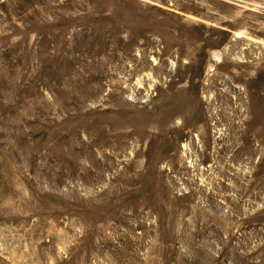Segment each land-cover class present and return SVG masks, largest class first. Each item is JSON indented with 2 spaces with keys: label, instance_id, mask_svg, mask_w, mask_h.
Listing matches in <instances>:
<instances>
[{
  "label": "rangeland",
  "instance_id": "1",
  "mask_svg": "<svg viewBox=\"0 0 264 264\" xmlns=\"http://www.w3.org/2000/svg\"><path fill=\"white\" fill-rule=\"evenodd\" d=\"M243 120L264 0H0V264H264Z\"/></svg>",
  "mask_w": 264,
  "mask_h": 264
},
{
  "label": "bare ground",
  "instance_id": "2",
  "mask_svg": "<svg viewBox=\"0 0 264 264\" xmlns=\"http://www.w3.org/2000/svg\"><path fill=\"white\" fill-rule=\"evenodd\" d=\"M260 56V55H259ZM216 59V58H215ZM219 60V59H218ZM228 105V104H227ZM241 122V121H240ZM243 127L239 128L240 133H241V138L240 141L242 142L241 144L239 143L240 148L246 146L247 147V159L251 160L252 158V144H254L256 141V143L258 142L259 144L257 145V147L255 148L257 151L261 146H264V133L263 130L262 131H255V132H251L250 128H249V122L243 120ZM259 129V128H258ZM231 130H234V128ZM234 132V131H233ZM232 133V132H231ZM235 133V132H234ZM232 140V139H231ZM237 140L234 139L231 141V144L229 145L231 148H234L235 145H237ZM219 149V148H218ZM237 149V148H235ZM229 150V149H228ZM239 150V149H238ZM260 150V149H259ZM231 151V150H230ZM237 152V151H236ZM241 152V151H240ZM239 152V153H240ZM260 152V151H259ZM238 153V154H239ZM256 153V152H255ZM229 154V153H228ZM234 155V154H233ZM226 157V156H225ZM234 157V156H233ZM114 220V219H113ZM112 220V221H113ZM116 221V220H115ZM208 226V225H207ZM121 242V241H120Z\"/></svg>",
  "mask_w": 264,
  "mask_h": 264
}]
</instances>
